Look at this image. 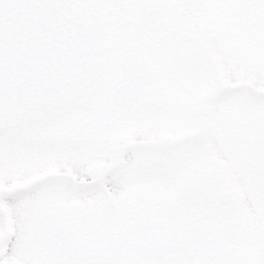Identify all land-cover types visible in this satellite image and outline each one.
I'll return each mask as SVG.
<instances>
[{
    "label": "rangeland",
    "instance_id": "374dc122",
    "mask_svg": "<svg viewBox=\"0 0 264 264\" xmlns=\"http://www.w3.org/2000/svg\"><path fill=\"white\" fill-rule=\"evenodd\" d=\"M83 1L93 15L105 20L119 4L137 8L162 0ZM203 16L190 23L197 34H205L215 69L204 63L200 52L196 69L179 64L178 73L158 91L163 104L165 97L164 106L159 102L155 104L159 108L122 111L104 98L87 113L0 136V170L13 169L7 174L20 173L23 180L28 172L32 182L58 172L83 182L101 175L105 178L101 186L110 195L104 208L101 194L82 191L86 187L68 179L37 184L40 190L7 208L13 239L4 244L2 262L264 264V100L257 98L258 93L264 94V0H206ZM148 32L145 29L128 42L142 47L148 36L154 37ZM216 73L234 91L214 103L201 104L206 116L200 113L195 96L218 95L211 84ZM174 82L185 83L184 91H178ZM180 139L186 142L167 143ZM110 153L116 156L113 163L120 160V164L106 176ZM13 155L14 161H8ZM209 169L216 173L213 187L233 195V208L205 211L195 194L198 184L188 186L190 182L203 185ZM186 188L184 203L172 200L181 198ZM214 193L215 189L208 196ZM17 206L24 208L18 211ZM76 211L81 214L78 228L85 230L80 233L65 225ZM150 214L164 216V228L158 229L162 244L156 250L145 242L153 226ZM206 215L214 222H201ZM192 219L200 224L199 232L183 238L180 228ZM168 244L175 248L167 251Z\"/></svg>",
    "mask_w": 264,
    "mask_h": 264
},
{
    "label": "water",
    "instance_id": "95a60500",
    "mask_svg": "<svg viewBox=\"0 0 264 264\" xmlns=\"http://www.w3.org/2000/svg\"><path fill=\"white\" fill-rule=\"evenodd\" d=\"M175 1L190 13L202 6V0ZM159 10L143 7L142 19ZM107 68L101 26L81 0H0V132L88 110L107 92ZM137 95L143 94L114 91L111 98L130 107ZM217 201L232 204L226 193Z\"/></svg>",
    "mask_w": 264,
    "mask_h": 264
},
{
    "label": "flooded vegetation",
    "instance_id": "af4514ba",
    "mask_svg": "<svg viewBox=\"0 0 264 264\" xmlns=\"http://www.w3.org/2000/svg\"><path fill=\"white\" fill-rule=\"evenodd\" d=\"M164 18H167L162 24H150L149 26H152L151 30L154 34V42L150 48L147 50L145 49L144 55H147L146 57L142 58L140 55L141 52H137V49H131L124 43L122 44H116L111 42V40L107 39V47L110 57V70H109V83L113 86L117 81L121 79L122 71H123V64H124V57L126 55L130 56L131 62L137 66L147 68L150 70L152 77L154 79L153 86L147 88L150 91H159V82L161 77H164L165 73L168 71V69L165 70V73L161 72V65H159V52L163 48V50L168 52V55H173V53L176 51V46L174 44V35H175V21L173 19V12L172 10H168L167 12L163 11ZM118 15L116 14L115 17H111V20L116 19ZM156 25V26H155ZM155 26V28H154ZM183 30H188L189 25L187 23H182L180 26ZM155 31V32H154ZM161 41H164V43H167L168 46L165 47L164 45L161 46ZM150 51V52H149ZM176 59H179L177 57H171V60L173 63ZM175 65H173L169 70L174 69ZM175 70V69H174ZM174 70L172 72H174ZM159 238V237H158ZM159 242V240H158Z\"/></svg>",
    "mask_w": 264,
    "mask_h": 264
}]
</instances>
